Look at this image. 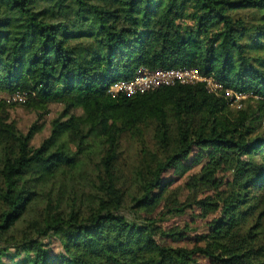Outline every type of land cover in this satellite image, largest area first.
Segmentation results:
<instances>
[{"label":"trees","instance_id":"1","mask_svg":"<svg viewBox=\"0 0 264 264\" xmlns=\"http://www.w3.org/2000/svg\"><path fill=\"white\" fill-rule=\"evenodd\" d=\"M140 67L196 68L225 91L107 94ZM226 91L246 99L236 108ZM14 92L25 101L0 100V264H264V0H0V95ZM13 107L36 116L25 130ZM125 138L140 160L120 184ZM199 165L180 203L164 175ZM88 169L99 197L85 213L81 189L54 179L84 183ZM51 182L55 201L22 227ZM161 205L163 219L190 210L206 221L193 248L158 243L191 231H161Z\"/></svg>","mask_w":264,"mask_h":264},{"label":"rangeland","instance_id":"2","mask_svg":"<svg viewBox=\"0 0 264 264\" xmlns=\"http://www.w3.org/2000/svg\"><path fill=\"white\" fill-rule=\"evenodd\" d=\"M10 117L15 122V124L18 126L19 129L25 130L29 124H31L36 116L32 114L31 112L26 111L25 109H22L20 107H13L10 110ZM60 112V107L57 105L51 106L48 115L45 117V129L38 135H36L33 145L39 144L45 137L49 135L50 132V121L57 116V114ZM123 153L120 156V161L118 164L119 170H118V176L120 179V184L122 180H124V176H131L135 173L137 170V165L140 160L139 156V146L136 142L133 140H129L127 138L123 139L122 146ZM149 147H152L151 144ZM156 150L155 148H151L149 151L150 153H154ZM91 168V167H90ZM200 168L199 166H196L189 171L184 177L180 178L172 173V171L167 172L164 177L170 178L173 180V184L169 188V193H173V197L178 199L180 203H183L186 198L188 197L187 192L184 188V182L187 176L197 173ZM92 169H88L85 173H83V178L85 179V182H75L71 180L64 181L60 174L57 176L55 181H59L61 183V188L64 190V188H68L69 186L75 187L77 190H80L79 192V200L81 202V209L88 213L90 207L94 206L98 200V195H94V191L92 188V184H94V173L91 171ZM132 177V176H131ZM120 191L123 195L124 200H128L129 194L126 190L123 189L122 185H120ZM40 201L37 204H34L32 207V211L30 215L26 216L21 224L22 227H35L38 224L37 216H42V213L44 212V204L46 200L49 198L52 199V201H55V195L52 191V182L49 184V186H44L43 188H40L38 190ZM201 196H204V194H201ZM66 200H63V203H66ZM127 203V202H126ZM126 203H124L126 205ZM165 208L163 205H161L157 211L154 213L153 217H155L156 220L159 221V227L160 230L163 232H168L172 230L173 228H184L186 225L191 230L187 238L179 243L171 242L170 240L163 238L161 236L157 237L158 243L162 245H166L169 247H185V248H193L195 245V242L193 240L194 235L198 232L204 233L206 231L205 229V222L204 220L197 219L195 216L196 213L193 216L191 214L190 210H186L184 214L182 215H174L169 216L165 219H163V214L165 213ZM198 210L195 209V212ZM195 231V232H194ZM53 249L56 251L58 249V245L54 243ZM195 259L198 260V262L205 264L206 260H204L202 257L195 256Z\"/></svg>","mask_w":264,"mask_h":264},{"label":"built area","instance_id":"3","mask_svg":"<svg viewBox=\"0 0 264 264\" xmlns=\"http://www.w3.org/2000/svg\"><path fill=\"white\" fill-rule=\"evenodd\" d=\"M203 84L210 94L218 95L225 91L223 86L211 77L200 74L196 68H158L151 70L147 67H140L130 79L118 80L107 89V94L112 97H131L138 94H146L162 87H173L175 85ZM231 105L239 108L240 102L246 99V95L226 91ZM6 99L9 103H23L26 94L14 92L8 96H1L0 100Z\"/></svg>","mask_w":264,"mask_h":264}]
</instances>
